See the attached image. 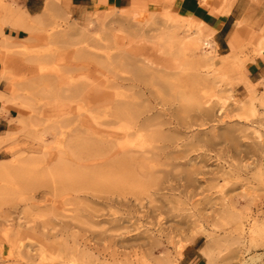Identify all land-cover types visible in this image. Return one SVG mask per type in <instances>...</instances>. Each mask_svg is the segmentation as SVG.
<instances>
[{
	"label": "rangeland",
	"instance_id": "obj_1",
	"mask_svg": "<svg viewBox=\"0 0 264 264\" xmlns=\"http://www.w3.org/2000/svg\"><path fill=\"white\" fill-rule=\"evenodd\" d=\"M24 1L0 0V22L6 10L12 21L42 16L24 13ZM174 1L148 0L141 14L165 5L179 15ZM232 6L244 31H233L226 51L201 24L198 38L211 49L177 54L158 11L150 25L120 18L124 9L86 21L59 8L34 43L0 40L10 51L0 112L14 114L0 137V264H68L74 255L77 264H264V81L245 73L258 54L249 33L264 34V0ZM51 31L68 32L72 44L49 45ZM232 37L241 49L233 59ZM207 52L212 59L201 62ZM125 109L164 122L143 131L152 155L117 153L133 140L110 136L125 125L116 117ZM81 249L95 260L81 259Z\"/></svg>",
	"mask_w": 264,
	"mask_h": 264
},
{
	"label": "bare ground",
	"instance_id": "obj_2",
	"mask_svg": "<svg viewBox=\"0 0 264 264\" xmlns=\"http://www.w3.org/2000/svg\"><path fill=\"white\" fill-rule=\"evenodd\" d=\"M208 1L209 0H200V2H201V4H203V5H205V6H207L208 5ZM211 1V0H210ZM215 1V6H216V9H214V8H209L210 9V11H215L217 14H219L222 18H224L228 13H229V11H230V9H231V7H232V5H233V3H234V1L235 0H221V3H218L217 2V0H214ZM166 2V1H165ZM212 2V1H211ZM168 4V3H167ZM202 6V5H201ZM59 8L61 9V11H64L65 9L63 8V6L62 5H60L59 3H58V0H48V2H46L45 3V5H44V7H43V10H42V16H36V17H33V18H30V19H27V20H25V19H17L16 17H15V19H14V21H12L11 20V16H10V12H8V10H6V16L3 18V20H1V22H0V35L2 36V38H4V39H8V37H4L3 35H2V33H1V28H2V26L3 25H6V26H8L9 28H11V29H15V28H19V29H23V30H25L27 33H28V37L26 38V41L27 42H29V43H34L36 40H37V38H36V36H35V33L36 32H39L40 30H41V24H42V21H43V18H46V16H50L51 14L50 13H55V12H59ZM124 10H127V12L124 14V15H120V18L121 17H123L124 19L126 18V19H132V20H144V22L146 23V21H150L149 22V24L150 25H152V23H153V21L152 20H154L155 19V13H157V11H158V14L162 17V19H163V21H164V26H166L167 28H169V32L171 33V35H166V34H164V35H166L167 36V38H168V36L169 37H172L173 39H175V43H176V45H178V51L176 52L177 54H178V52H180V54L181 53H183V54H185V51H189V50H194V51H198V50H200V48L201 47H206V48H209V49H211V47H212V44L210 43V41L208 40V39H204V40H202V41H200L199 40V38H198V33L196 32V28L198 27V26H200L202 23L200 22V21H198V20H196V19H194V18H192L189 14H187V13H182L181 11H180V14L178 15H175L174 13H173V9L172 8H169V6L167 7V6H165V5H162V7H160V8H157V7H150V10L147 12V13H143V14H141V12H143V10H142V8H141V5L139 4V3H134L130 8H128V9H124ZM196 11V10H195ZM198 11V10H197ZM63 14V13H62ZM66 14V13H65ZM88 14L89 13H83L82 15H80L81 16V19H85L86 21H87V16H88ZM114 15V13L112 14V15H108V17L107 18H109V21L110 22H112V21H118V18L116 19V18H114V17H109V16H113ZM195 15V14H194ZM65 16V15H64ZM63 16V17H64ZM90 16V15H89ZM115 16V15H114ZM91 17V16H90ZM196 17V16H195ZM243 19H245V21H246V18L243 16L242 17ZM80 19V18H79ZM90 19V18H89ZM67 20H70V19H68L67 18ZM107 20V19H106ZM119 21H121V20H119ZM157 21V20H156ZM156 21H154V23L156 22ZM212 21L213 20H211V23H212ZM253 21V20H252ZM214 22V21H213ZM247 22V21H246ZM116 23V22H115ZM207 23H209V21L207 22ZM241 23V20H238V21H236V26L237 25H239ZM160 24V23H159ZM163 24V23H162ZM161 24V25H162ZM166 24V25H165ZM212 25V24H211ZM182 32V34H184V35H182L181 37H178V33L179 32ZM262 31H264V30H262ZM47 32V31H46ZM165 33H166V31H165ZM10 39V38H9ZM84 39V38H83ZM166 39V38H165ZM164 39V40H165ZM171 39V38H170ZM172 39V40H173ZM257 42H256V47L258 48L257 49V53L259 54V53H264V34H262V35H259L258 37H257ZM44 41L45 42H47L49 45H51L52 46V44L54 45V46H56V45H59L60 43L62 44V45H66V44H70L71 42H72V40L71 39H69V36H68V32H60V31H54V32H49V33H46V34H44ZM85 41V40H84ZM80 42L81 41H79V44H80ZM171 42L172 41H169L168 39L166 40V42L164 41V43H166L167 45H168V47H171L173 44H171ZM231 42L233 43V45L235 46V48H237V50L236 51H233V52H231V54H232V56L233 57H231L232 59L233 58H236V56H239V54L238 53H240L241 52V49H240V41L237 39V38H234V37H232L231 38ZM72 44V43H71ZM81 44H82V42H81ZM84 45V44H83ZM175 46H173V48H174ZM177 47V46H176ZM80 49H81V47H80ZM86 49V48H85ZM52 51H55V50H52ZM82 51V50H81ZM203 52V51H202ZM209 52V51H208ZM206 53V55L204 54V58H202V56L200 57V61L201 62H205V61H208L209 59H212V56L210 57V56H208L210 53ZM122 54H123V52H122ZM208 54V55H207ZM50 55H52V54H50ZM8 56H10V51H9V49L7 48V46L6 45H3V44H0V65H1V69H0V79H6V77H7V75H8V64H7V58H8ZM54 56V55H53ZM74 56V55H73ZM184 56V55H183ZM49 57H51V56H49ZM113 57V56H112ZM42 59V58H41ZM51 59V58H50ZM119 59V58H118ZM122 59V58H121ZM130 59H133V58H130ZM108 60V59H107ZM111 60H112V58H111ZM120 60V59H119ZM129 60V59H128ZM229 60L230 59H226V60H224V61H222V64H223V66H225V67H228L229 66ZM37 60H35V63L37 64V63H39V62H36ZM43 61V60H42ZM108 61H110V60H108ZM114 61V60H113ZM134 61V60H133ZM198 61H199V58H198ZM44 62V61H43ZM135 62H136V60H135ZM126 63V62H125ZM131 64V63H130ZM137 65V64H136ZM128 67H130V66H128ZM135 67V66H134ZM64 68V67H63ZM131 68V67H130ZM55 69V68H54ZM61 69V68H60ZM59 69V70H60ZM145 69V66L144 67H142V68H140L139 66L138 67H135V71L137 70V71H140V76H142V74L143 75H145L144 73H146V72H144V73H142L141 72V70H144ZM68 70V69H67ZM133 70V71H134ZM71 71V70H70ZM75 71V70H74ZM132 71V70H131ZM132 71V72H133ZM132 72H131V75H132ZM136 73V72H135ZM43 73L41 72V75H42ZM62 74V73H61ZM64 74V73H63ZM139 74V73H138ZM40 75V76H41ZM135 75V74H134ZM139 76V75H138ZM46 77V76H45ZM58 77V76H57ZM145 76H143L142 77V79L144 78ZM151 77V76H150ZM69 78V77H68ZM65 79V78H64ZM138 79V78H137ZM136 79V80H137ZM140 79H141V77H140ZM133 80V79H132ZM135 80V79H134ZM134 80H133V82H134ZM139 80V79H138ZM137 80V81H138ZM39 81V80H38ZM45 81H46V79H45ZM129 81V80H128ZM131 81V80H130ZM141 81V80H140ZM143 81V80H142ZM40 82H42V81H39V84H40ZM96 82V81H95ZM35 83H37L36 81H35ZM76 83V82H75ZM47 84H49L48 82H47ZM53 84V83H52ZM30 85L31 84H29V86L28 87H30ZM81 85H83V84H81ZM33 86V85H32ZM55 86V85H54ZM65 87H63V89L64 90H62L61 88L59 89V90H61L62 92H65L66 93V91L69 93V92H72L73 91V87L71 88L70 86H68V85H64ZM72 86H75V84L74 85H72ZM79 85H77V87H78ZM134 85H132V87H133ZM139 86V85H138ZM34 87H35V85H34ZM39 87V86H38ZM37 87V88H38ZM57 87V86H56ZM62 87V86H61ZM130 87V86H129ZM132 87H130V88H132ZM137 87V86H136ZM12 88V87H11ZM42 88V87H41ZM51 88V87H50ZM54 88V87H53ZM104 88V87H103ZM134 88V87H133ZM39 89V91H40V87L38 88ZM43 89L44 88H42V92H43ZM57 89V88H56ZM55 89V90H56ZM45 90H46V88H45ZM58 90V89H57ZM72 90V91H71ZM82 90V89H81ZM47 91V90H46ZM54 91V90H53ZM78 91V90H77ZM76 92V91H75ZM74 92V93H75ZM41 93V92H40ZM45 93V92H44ZM48 93V92H47ZM68 93H66V94H68ZM73 93V94H74ZM56 94V93H55ZM59 94H60V92H59ZM12 95V94H11ZM78 95H81V94H78ZM3 93H1L0 92V99L1 98H3ZM64 97V96H63ZM70 97V96H69ZM72 97H73V95H72ZM66 98H68V97H66ZM43 99V98H42ZM69 99V98H68ZM115 99V98H114ZM127 99V98H126ZM125 101V100H124ZM118 102V101H117ZM116 102V103H117ZM120 102V101H119ZM127 102V101H126ZM128 104V103H127ZM126 104V105H127ZM131 103L129 102V105H127V106H131L130 105ZM118 105V104H117ZM121 105H122V103H121ZM120 105V106H121ZM135 105V104H134ZM133 105V106H134ZM136 106V105H135ZM122 107H123V105H122ZM124 108H125V105H124ZM131 108H133L132 106H131ZM116 109V108H115ZM115 109H114V112H115ZM118 109V108H117ZM121 109V108H120ZM126 109H128V108H126ZM125 109V110H126ZM136 109H137V107H136ZM135 109V110H136ZM122 110V109H121ZM125 110H123V111H125ZM129 110H131V109H129ZM129 110H126L127 111V114H122V113H118L117 115H116V117H117V121H118V123H119V121H124V123H125V125H123V128H121L120 130H119V132H117V133H114V132H111L110 133V136L111 137H116V138H119L120 136L121 137H123V138H126V139H133L132 141L131 140H129V141H127L126 143H124V145L123 146H121V147H119V149H118V151H117V153H119V154H123V155H127V154H132V152L134 153V156L136 155V156H141V157H143V156H145V154H147V156H148V154L150 155H152L153 154V152H156V151H154V150H147V148H145L146 150H144L143 149V141H144V138L146 137V135H144V133H143V131H145L146 129H150L151 128V126L153 127V126H157V127H162V125H163V123L160 121V122H156V123H153L152 124V122L150 123V121H149V119L148 118H145L144 117V114L145 113H149V109L147 110V109H143L144 111H138L137 113H136V111H135V114H129L128 112H129ZM120 111V110H119ZM102 112V111H101ZM118 112V111H117ZM117 112H115V113H117ZM120 112H122V111H120ZM133 112V111H132ZM131 112V113H132ZM113 113V112H112ZM111 113V114H112ZM102 116V115H101ZM153 117H155V116H153ZM162 117V116H161ZM156 119V118H155ZM154 119V120H155ZM95 120V119H94ZM150 120H151V118H150ZM157 120V119H156ZM121 121V122H122ZM153 121V120H152ZM68 122V121H67ZM104 122H106V121H104ZM103 122V123H104ZM154 122V121H153ZM110 123V122H109ZM114 123V122H113ZM113 123H112V125H113ZM176 123V122H175ZM178 123V122H177ZM105 124V123H104ZM154 128V127H153ZM157 131V130H156ZM158 132V131H157ZM158 134H160V132L158 133ZM152 135V134H151ZM153 135H154V133H153ZM157 135V134H156ZM161 136V135H160ZM120 137V138H121ZM165 137V136H164ZM151 138V137H150ZM167 138V137H166ZM157 139H158V137H157ZM161 141V140H160ZM167 142V141H166ZM137 143V147H136V144ZM129 145H131V146H134V147H130ZM136 147V148H135ZM173 147V146H172ZM167 155V154H166ZM117 156V155H116ZM136 156H135V158H136ZM151 157V156H150ZM140 160V159H139ZM132 161V160H131ZM121 164V163H120ZM141 164V163H140ZM118 165V164H117ZM138 165V164H137ZM141 166V165H140ZM166 166V165H165ZM143 168H145V166L143 167ZM115 169V168H114ZM136 170V169H135ZM140 170V169H139ZM151 170V169H150ZM113 171V170H112ZM143 171V170H142ZM142 171H140V172H142ZM152 171V170H151ZM154 171H157V170H154ZM145 172H146V170H145ZM145 172H143L142 174H144L145 175ZM148 172V171H147ZM159 172V171H158ZM163 172V171H162ZM117 173H118V171H117ZM154 173V172H153ZM153 173H151V174H153ZM155 173H157V172H155ZM148 174V173H147ZM143 175V176H144ZM165 177V176H164ZM67 179V178H66ZM122 182V181H121ZM165 182V181H164ZM159 185V184H158ZM167 186V185H166ZM159 187L161 188V185L160 186H158L157 187V189H159ZM170 187V185L168 186V187H166V188H169ZM156 188V187H155ZM165 188V187H164ZM171 189V188H170ZM169 189V190H170ZM173 190V189H172ZM174 191V190H173ZM168 193H169V191H168ZM149 194V193H148ZM115 198L117 199V201H115L116 203H119L120 204V202L122 201V199H121V195H116L115 196ZM123 198V197H122ZM106 202H108V203H113V196L111 195V197L109 196V197H107L106 198ZM122 203V202H121ZM118 204V205H119ZM230 204V203H229ZM108 205V204H107ZM110 206V205H109ZM120 206V205H119ZM111 207V206H110ZM119 208V207H118ZM113 209H114V207H113ZM128 210V209H127ZM145 211V210H144ZM130 213V212H129ZM133 213V212H132ZM148 213V212H147ZM227 213H229V212H227ZM226 213V214H227ZM133 214H135V213H133ZM233 214V213H232ZM235 214H238V213H235ZM3 215V214H2ZM1 215V216H2ZM112 215L113 214H111V217H112ZM231 215V214H230ZM107 216V215H106ZM130 216H132V215H130ZM135 216V215H134ZM142 216V215H141ZM144 216V215H143ZM103 217V216H102ZM120 217V216H119ZM126 217V216H125ZM238 217V216H237ZM234 218V217H233ZM119 219V218H118ZM113 220V219H112ZM121 220H124V219H121ZM114 221V220H113ZM120 221V220H119ZM5 223V222H4ZM8 225V224H7ZM107 225V224H106ZM111 226V225H110ZM115 226V225H114ZM131 226V225H130ZM117 227V226H116ZM112 229V228H111ZM120 229V228H119ZM21 230V229H20ZM108 230V229H107ZM118 230V229H117ZM253 230V229H252ZM17 231V230H16ZM72 231V230H71ZM6 232V231H5ZM8 232H9V230H8ZM10 232H11V230H10ZM12 232H14V231H12ZM19 232V231H18ZM21 232V231H20ZM67 232H69V231H67ZM104 232V231H103ZM17 233V232H16ZM15 233V234H16ZM105 233V232H104ZM12 233H10V235H11ZM48 234V233H47ZM61 234V233H60ZM233 234V233H232ZM51 235V234H50ZM61 236V235H60ZM9 237V236H8ZM13 237H14V235H13ZM16 237H18V235L16 236ZM9 240H10V237H9ZM8 240V241H9ZM49 240V239H48ZM107 242V241H106ZM62 244V243H61ZM66 244V243H65ZM87 244V243H86ZM111 244V243H110ZM1 245V244H0ZM12 245V244H11ZM64 245V244H63ZM85 245V244H84ZM114 245H115V243H114ZM153 245V244H152ZM83 246V245H82ZM90 246V245H89ZM108 246V245H107ZM23 247V246H22ZM88 247V246H87ZM41 249H40V251H42V252H44L45 251V247L43 246V247H40ZM64 248V247H63ZM83 248H84V246H83ZM90 248V247H89ZM19 249V248H18ZM38 249V248H37ZM78 249V248H77ZM79 249H80V247H79ZM151 249V248H150ZM75 250V249H74ZM89 249H87V251H88ZM77 252H79L78 254H80V258L81 259H89V260H95V258L93 259L92 258V256L90 255V254H88L85 250H82L81 249V251H79V250H76ZM110 252V251H109ZM137 252V251H136ZM248 252V251H247ZM115 253V252H114ZM139 253H140V251H139ZM32 254V253H31ZM36 254V253H35ZM92 254V253H91ZM94 254V253H93ZM26 256H27V254H26ZM120 256V255H119ZM136 257H134L133 259H135ZM77 258H76V256L74 255L70 260L68 259L67 261H69L70 263L72 262L73 264H77V260H76ZM118 259V258H117ZM130 259V258H129ZM132 259V258H131ZM130 259V260H131ZM137 259V258H136ZM144 259V258H143ZM21 260V259H20ZM43 260V259H42ZM121 260V259H120ZM125 260V259H124ZM145 260V259H144ZM92 261V262H93ZM137 261V260H136ZM164 261V260H163ZM65 262V261H64ZM64 262H62V264L64 263ZM69 262H68V264H69ZM88 262V261H87ZM91 262V261H90ZM121 262V261H120ZM123 262V261H122ZM125 262V261H124ZM132 262V261H131ZM135 262V261H134ZM140 262V261H139ZM138 262V263H139ZM144 262V261H143ZM147 262H149V261H147ZM154 262V261H153ZM239 262V261H238ZM26 263V262H25ZM66 263V262H65ZM64 263V264H65ZM129 263V262H128ZM136 263V262H135ZM155 263V262H154ZM79 264H85L83 261L82 262H79ZM91 264V263H90ZM92 264H94V263H92ZM120 264V263H119ZM123 264H125V263H123ZM131 264V263H130ZM144 264H152V263H145L144 262ZM157 264V263H156Z\"/></svg>",
	"mask_w": 264,
	"mask_h": 264
},
{
	"label": "crops",
	"instance_id": "obj_3",
	"mask_svg": "<svg viewBox=\"0 0 264 264\" xmlns=\"http://www.w3.org/2000/svg\"><path fill=\"white\" fill-rule=\"evenodd\" d=\"M46 1L47 0H25L23 4L24 13L28 16L40 14ZM147 1L148 0H58V3L62 5L71 16L78 20L83 13L128 9L134 3L143 4L145 6L147 5ZM211 1L209 0L208 5L205 6L201 4L200 0H175L173 6L182 13L189 14L192 18L200 21L209 30H212V37L217 49L223 48L224 51L230 50L228 44L230 35L237 29L241 36L244 31V26L239 25L236 27V21L240 20V17L234 18V6H232L229 13L222 18L215 11H210L209 8L216 9L215 1ZM211 20L214 22L212 21L211 23ZM208 21L209 23H207ZM255 32L256 31L253 30L249 33V36L253 37V44H255L257 39L256 35H253ZM1 33L4 37L10 38V43L23 41L28 43L26 41L27 33L22 29L2 27ZM1 39L2 36L0 35V40ZM229 52L230 51H227L226 54ZM245 73L247 78L253 83L264 81V53L255 55L252 60L247 63ZM12 112L13 110L11 109L0 112V137L4 132L9 131L5 128L9 126L11 120L14 118Z\"/></svg>",
	"mask_w": 264,
	"mask_h": 264
}]
</instances>
